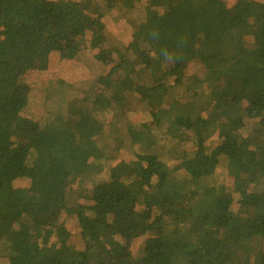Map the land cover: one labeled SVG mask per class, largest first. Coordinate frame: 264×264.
Segmentation results:
<instances>
[{"label": "trees", "instance_id": "obj_1", "mask_svg": "<svg viewBox=\"0 0 264 264\" xmlns=\"http://www.w3.org/2000/svg\"><path fill=\"white\" fill-rule=\"evenodd\" d=\"M228 2L0 0V264H264V44Z\"/></svg>", "mask_w": 264, "mask_h": 264}, {"label": "rangeland", "instance_id": "obj_2", "mask_svg": "<svg viewBox=\"0 0 264 264\" xmlns=\"http://www.w3.org/2000/svg\"><path fill=\"white\" fill-rule=\"evenodd\" d=\"M157 2V0H154ZM170 2H172L173 0H169ZM228 6L230 8H232L231 10H233V13L235 15V18L236 17H239V19H241L242 15L245 14L246 12H250L252 14V17L253 19H256L257 21V26L255 27V33H254V38L260 42V43H263L264 44V6L261 7V9H258L256 6H251V4L249 3L250 0H228ZM167 0H164V3H166ZM58 9V8H56ZM255 9V10H254ZM35 8H32V11H34ZM68 11L65 13L64 16H62V18L59 20L61 22V24L63 23L64 25H66L70 30V32H75V31H79L82 26L84 25V21L82 20H76L74 18H72L69 14H67ZM37 21L36 20H32L31 23L32 24H35ZM55 22L54 19L50 18L49 20L46 21L45 25L47 27H49L50 25H52L53 23ZM237 21L234 20L231 21L229 23V25L227 26L228 28V32H227V35H228V38L231 39V37L235 36V28L237 26H240V22H238V24H236ZM13 26H14V30L16 31H20V36L19 38H23L26 36V27L28 26H31L29 24V22L26 20V15L24 14H20L18 17H17V20H15L13 22ZM44 26V25H43ZM42 26V27H43ZM60 36L61 35H55V38L51 39L50 41H56L55 43L56 44H59V40L60 39ZM67 36V34L65 35V37ZM240 41V37L237 38V42L238 43ZM13 43H14V46L17 47L18 45V37L15 36V38L13 39ZM69 46V45H68ZM60 48V46L58 47ZM40 49H44V50H51V45L49 43L48 40L45 41L44 44H42L40 46ZM21 68V67H20ZM69 71H68V79H72V80H79L84 72L83 69H79L77 67H69L68 68ZM20 72L17 73V75L19 74ZM17 75H12L14 78H16ZM11 76V77H12ZM11 79L10 80V88H9V96H13L15 95V92H16V89L14 87V84H15V80ZM160 94V92H158ZM23 155H26V153L24 152L21 156ZM27 171L29 172V174H32V175H38L39 172H31L30 173V170L27 168ZM82 197L86 198L88 197V192L87 190H83L82 191ZM19 211V209H17ZM16 210V211H17ZM201 225L198 221H194L193 223V227L194 228H199ZM243 233H247V229H243L242 230Z\"/></svg>", "mask_w": 264, "mask_h": 264}]
</instances>
